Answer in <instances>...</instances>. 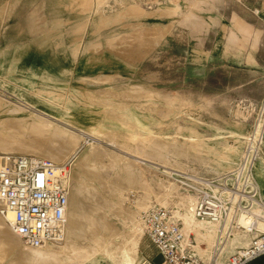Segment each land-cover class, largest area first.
Returning <instances> with one entry per match:
<instances>
[{
	"label": "rangeland",
	"instance_id": "1",
	"mask_svg": "<svg viewBox=\"0 0 264 264\" xmlns=\"http://www.w3.org/2000/svg\"><path fill=\"white\" fill-rule=\"evenodd\" d=\"M40 1L22 0V9L20 10L29 11ZM65 1L58 0L57 3L61 5ZM157 1L112 0L110 6L106 4L101 8L100 15L92 12L87 19L73 20L71 23L66 21V28L58 34H53L52 38H56L54 40L50 39L46 44L53 45L57 40L60 45H63L64 43L62 44L58 40H61L64 34L66 36L67 32L75 30L76 33L82 34L79 41L80 47H87L84 55L100 59L103 71L101 70L94 74L98 73L97 75L100 77L103 75L114 77V80L107 82L101 87L104 88L109 86V84L113 86H122L127 83L134 84L129 90L134 97L126 98L128 103L134 104L129 106L121 104L119 106V118L115 119L114 122L109 115V118L106 119L109 122V128L102 127L104 124H94L96 122H91L92 119L90 118L82 119L80 122L84 127L82 129H75L69 122L67 124H71L73 127L68 126L66 122H59V125L54 126L59 131H66L65 134L69 136L73 133L71 131L81 129L99 140L96 141L90 137L81 138L75 151L64 157L61 163L57 164H69L70 166L69 177L64 183L71 194L70 209L72 219L75 222L78 221L79 223H76L81 224L84 231L88 225L96 224L104 231L105 222L110 221L115 228L126 234L137 225L143 230L138 244V248L140 246L139 249L142 250V253L146 248H150L152 251L156 250V248L144 237L145 228L142 225V220L139 219V221L134 223L132 219L134 213H141L142 211L141 216L144 214L146 209L141 210L140 202L142 195L146 193L153 201L151 207L162 206L154 201L153 191L149 192V190L145 189V186L141 185L143 180L140 174L136 173L137 176H133L134 179H131L130 172L126 171L124 164H121L120 167L110 174L109 181H106V186H103L93 174L96 168L94 163L97 162V159L91 158L90 160L91 156L89 157V155L93 154L97 147L99 149L109 147L108 151H112L113 149L108 146L111 142H116L123 147H136V145L138 147L141 139L151 137L150 146L160 148L164 155V158L160 160L161 164L208 180L218 179L225 173L232 171L239 163L244 148V137L250 126V122L248 124L240 120V116L233 109L238 101L235 98L237 97L236 94L230 95V99L214 95L216 93L213 88L223 91V87L225 85L227 87L228 84L223 71V62L212 66L215 68L213 70L215 71L214 75H211L207 65H201L197 69L198 67L194 64L195 62L202 64L207 62L208 50L207 48L204 50L203 47L213 37L214 39L212 40H216L213 52L221 61L222 45L219 47L217 44L223 38V30L219 26L220 22L218 26L211 28L210 31L206 26L199 25L194 20L187 21L183 14L188 11V6L195 0H159L169 5H174L176 2L181 6V11L177 17L163 18L159 21L160 14L162 15L163 11L151 12V10L157 9V7L161 8L160 10L167 9L159 6ZM67 3L65 4L67 5ZM91 3V10H93L95 7L93 2ZM131 3L133 6H131ZM67 6L69 7V5ZM207 7L210 10H203L199 14L204 17L215 16L219 21H228L227 25H230L232 29L237 26L233 21L234 16L241 17L253 26H257L258 30L262 26L264 27V0H210ZM256 10H259L260 13L257 14ZM134 12L136 20L133 18ZM6 13H2L4 19ZM17 14L15 12L12 16ZM60 20L62 21V19ZM133 23H137V26L131 28ZM142 24L151 33L145 31ZM169 26L170 30H168ZM135 29L143 30L140 33H136V36L141 38L136 39L137 43L143 42L145 39L149 41L150 35L160 38V44L145 57L139 59L135 58L134 55L129 60L122 53L124 49L118 50L106 44L110 31L113 30H117L116 33L119 34L116 41L132 43L135 40ZM41 50L43 49L41 48ZM66 51L67 49L62 46L61 53H66ZM141 52L143 53L144 49ZM127 56L130 57V53ZM198 57L201 58L199 59ZM123 61H129L133 70L129 69ZM236 63L238 64V62ZM40 69L41 67L36 64V66L31 67L27 71L26 75L30 79L38 81L43 71ZM73 73L76 76L79 75L77 70L73 71ZM234 79L238 82L241 81L242 77L236 74ZM143 82L152 84L155 89L171 94H163L154 89L145 94ZM97 85L92 84V87L96 88ZM177 92H182L188 97L194 98L195 104H192L187 98L174 95ZM81 94L74 96L82 101L84 95ZM205 96H211L212 103L210 106L203 102L202 97ZM5 98H7L5 95L0 94V125H4V133L9 138L6 140L0 137V157L8 154L32 155L18 152L16 148H12L15 147L16 143L21 144L23 147H28L32 140L39 137L37 135L39 132L33 129H30V132L12 130L11 127L14 124L24 122L25 118L28 117L40 122H47L35 117L29 110L20 111L19 115L8 116L6 112L14 108L19 109L14 105L16 103L7 98L10 101L8 102ZM70 114V111L65 113L68 116ZM70 118L76 120L78 114L72 113ZM64 128H67V130ZM104 134L106 135L105 137L103 136ZM39 138L44 139L43 136ZM104 142L107 144H104ZM118 148L113 151L122 154V148L117 150ZM153 159L155 158L151 160ZM99 162L101 161H98L95 165H99ZM98 165L96 166L98 167ZM157 171L155 170L149 175L148 181L149 186L155 192L162 188L163 192L168 194L162 201L164 204L162 208L170 212L173 210L177 214L183 211L182 213L185 216H190L194 207L192 194L196 193V190L192 187L190 177L175 176L170 174L171 172L165 173L164 169H161V172ZM115 176H118V182L116 183L113 182ZM169 182L175 183L177 187L169 185ZM109 185L116 188L117 194L109 191ZM183 196H187L189 199H181ZM103 205L106 207V215L104 216L99 213ZM119 209L121 213H118ZM193 228V231L187 230V234L193 236L198 234L199 226L193 225ZM211 231H214V229H208L205 233L204 237L206 239L213 234ZM237 233H241L240 243H245L246 241L244 240L246 238L249 241V235L242 232ZM201 242L204 244V249L213 247H208L204 238L201 239ZM246 243L248 244V242ZM239 245L237 244V246ZM138 248L136 258L131 264H142L144 260V256L140 257ZM28 252L31 253L32 251ZM200 254L203 255L201 252ZM157 255L158 252L156 251L154 257L158 258ZM60 259L63 264H125V261L127 262L122 256L114 255L109 248L103 252H97L94 249H79L71 254L64 253L60 255ZM157 262L164 264L158 260ZM0 264L20 263L12 256L10 251L2 249L0 246Z\"/></svg>",
	"mask_w": 264,
	"mask_h": 264
},
{
	"label": "crops",
	"instance_id": "2",
	"mask_svg": "<svg viewBox=\"0 0 264 264\" xmlns=\"http://www.w3.org/2000/svg\"><path fill=\"white\" fill-rule=\"evenodd\" d=\"M57 1L41 0L31 10L25 11L23 9L22 11L20 10L22 9V0H0V94L5 95L9 100L20 106L31 107L38 113L55 118L61 123L69 122L76 128H84L80 124L83 118H90L92 119L91 122H96L94 124H104L102 127H108L109 122L106 119L109 118V115L113 122L118 119L121 104L127 106L134 104L126 101L134 97L129 91L134 84L127 83L122 86L109 84L104 88L101 87L114 80V77L110 75L100 77L97 75L98 73L94 74L103 71L100 59L84 55L87 47H80L79 41L82 34L76 33L75 30L67 32L66 36L64 34L62 39L58 40L62 44L64 43L63 45H60L57 40L53 45L46 44L50 39L54 40L56 38H52L53 34H58L66 28L67 22L87 19L92 12L100 15L101 8L106 4L110 6L112 0H66L65 3L68 2L69 7L65 3L59 5ZM209 1L195 0L188 6V11L183 16L187 21L194 20L197 24L206 26L208 30L218 26L220 22L219 26L223 30V38L217 44L219 47L222 45L221 58L223 60L219 61V57L213 52L216 42V40H212L213 37L203 47L204 50L206 48L208 50L207 62L204 64L195 62L194 64L198 67L197 69L201 65H207L211 75H214L215 71L213 70L215 68L212 66L223 62V71L228 84L227 87L226 85L223 87V91L213 88L216 93L214 95L230 99V95L236 94L237 104L243 101L241 103L244 106L246 101L257 103L261 99L264 90V27L262 26L258 30L257 26H253L241 17L234 16L233 21L238 27L234 26L232 29L230 25H227L228 21H219L215 16L204 17L200 15L199 12L210 10L207 7ZM91 2L95 7L93 10H91ZM157 2L159 6L167 9L160 10L161 8L157 7V9L151 10L152 12L163 11V14H160L159 21L168 17L175 18L181 11L179 3L175 2L174 5H169L159 0ZM131 6H133L132 3ZM3 12H7L5 19L4 15L2 16ZM15 12L18 14L12 16ZM256 12L257 14L260 13L259 10H256ZM133 18L136 20L135 12ZM135 26H137V23H133L131 28ZM143 27L145 31L151 33L145 26ZM168 30H170V26ZM142 31L135 29V40L132 43L129 42V44L128 42L116 41L119 36L116 33L117 30L110 31L106 44L118 50L124 49L122 53L129 60L134 55L135 58L141 59L160 44V38L152 37V35L149 36V41L145 39V41L137 43L136 39L140 37H137L136 33ZM152 40L154 41L152 42ZM62 46L67 49L66 53H61ZM142 49H144L143 53L141 52ZM129 53L130 57L127 56ZM123 62L127 64L126 66L129 69L133 70L129 61ZM36 64L41 67L40 70H43L38 81L30 79L26 75L27 71ZM76 70L79 73L77 76L73 73ZM236 74L242 77L241 81H235ZM92 84L98 85L93 88ZM143 87L145 94L153 89L163 94H171L155 89L149 83L143 82ZM77 94L84 95L82 101L75 97ZM174 95L187 98L192 104H195L194 98L188 97L182 92H177ZM210 98L211 96H205L202 97V100L210 106L212 103ZM233 109L241 116L237 105ZM68 111L71 112L70 115L72 113L78 114V118L72 120L70 115H65ZM255 175L261 197L264 199V159L258 164ZM262 219L264 220V218ZM260 231L264 232L263 230ZM240 238L241 235L237 239L240 240ZM249 238V241L248 238L244 241L249 243L251 236ZM148 242L150 243V241ZM246 242L241 243V245H248ZM156 251L158 252V258L154 257ZM138 252H140V257L144 256L143 261L150 264H161L157 262V260L160 262V252L157 248L153 251L146 248L143 253L139 249ZM249 264H264V254Z\"/></svg>",
	"mask_w": 264,
	"mask_h": 264
},
{
	"label": "built area",
	"instance_id": "3",
	"mask_svg": "<svg viewBox=\"0 0 264 264\" xmlns=\"http://www.w3.org/2000/svg\"><path fill=\"white\" fill-rule=\"evenodd\" d=\"M245 103L252 116L240 164L225 176V184L216 192L208 188L198 191L195 217L217 222L222 229L210 258L200 254L195 237L187 236L183 221L167 209L156 207L141 216L144 237L163 255L164 264H249L264 254V233H259L256 220L242 227L251 236L249 245L223 258L228 239L240 229L238 216L248 213L254 201L264 205L255 178V166L264 156V90L257 103ZM69 174V164L57 165L36 155L0 157V203L13 213V229L26 246L41 248L63 238L69 206L64 182Z\"/></svg>",
	"mask_w": 264,
	"mask_h": 264
},
{
	"label": "bare ground",
	"instance_id": "4",
	"mask_svg": "<svg viewBox=\"0 0 264 264\" xmlns=\"http://www.w3.org/2000/svg\"><path fill=\"white\" fill-rule=\"evenodd\" d=\"M5 99L8 101L7 98ZM241 102L237 104V109L241 113L240 119L243 120V122H246L249 124L251 120V116H252V110L246 108ZM14 105L19 110L14 108L10 110L9 112H6L8 116L19 115L20 111L22 112L23 110H29L30 112L33 113L35 117L40 118L43 121L47 122V123L40 122L39 120L38 121L34 120L32 117L31 118L28 117V118H25L26 120L24 122L14 124V126L11 127L12 130H21L24 132H28L30 129L37 130L39 132L37 133V135H39V137L43 136L45 139V140L44 139L42 140L38 137L32 140V142L28 145V147H23L21 144L16 143L15 147L12 149L16 148L18 152L36 155L41 158L49 159L55 162L56 164H59L61 163L64 157L70 155L72 152L75 151V148L81 138L90 137L93 140L99 141L95 139L93 135H91L90 133L84 132L81 129L80 130L77 129L76 131H71L73 133H71L70 136L66 135L65 130H67V128L66 129L64 128L65 132L59 131V129L55 128L54 125H59V122H60L57 119L52 118L42 113H38L36 110H33V108L31 107L27 108L24 106H20L18 104H14ZM68 126H71V125H68ZM103 136L105 137L106 135L104 134ZM0 137L6 140L7 138H9V136L5 135L4 133V125H0ZM151 141H152L151 137H144L143 139L140 140V146L138 147L137 145L136 147H126V146L123 147L116 142H111L108 145L113 150H115L118 147L122 148L123 150L122 154H118L113 150L108 151L109 147L103 148L101 146L102 147L101 149H99L98 147L95 148L93 154L89 155V157L91 156L89 159L91 160V158H94V159H97V162L98 161H101V162H99V165L96 164L98 165V167L95 165V163L97 162L94 163V166L96 168L92 167V168H95L94 173L93 172L92 173L94 174L96 180H99L103 186H106L105 182L109 181L110 174H112V172L116 168L120 167L121 164H124L126 171L130 172L128 173L130 174L131 179L133 178V176L134 177L137 176L136 173L140 174L143 180V183H141V185L145 186L146 187L145 189L149 190V192L153 191L152 194L154 195V198H153L154 201L162 207H164V204L162 201H164V198H166L168 194L163 192L162 188H160L158 191L155 192V190H153V188L149 186V181H148L149 175L155 172V170L160 171L161 169H164L166 171V172L164 171L165 173L171 172L170 174H174L175 176L182 175V176L190 177L192 181V187L194 188V190H196V193L192 194L193 199H194V207H193L192 214L190 216H187V215L185 216L182 213L183 211L177 214L173 210L171 211V214L173 216H178L179 218H181V220L183 219V224H184V228H185V232L187 236H193L191 234H187V230L193 231L194 230L193 225H195L196 227L197 225L199 226V229L197 230L198 234L194 235L195 240L197 242L198 250L203 255H205L207 258H210L213 247L222 233V229L219 223L217 222L208 223V222L201 221L195 217L194 210L198 203V191L201 189L208 188L216 192L219 189V186L225 184V180H224L225 176L228 173L233 172V170L236 169V167L240 164L242 160V157H243V154L246 148V135L244 137L243 152H242L240 161L236 165V167L232 171L227 172L224 175H222L220 178L212 179V180H208V179L201 178V177L194 176V175H189L186 172H183L181 170L172 169L166 165L161 164L160 160L164 158L162 150L157 147H151L150 146ZM104 144H107V143L104 142ZM120 148H118L117 150H119ZM152 158H155V159L151 160ZM263 159H264V156H262L260 160L258 161V163L256 164L255 174H256V170H257V166L259 162H261V160ZM91 165L93 166L92 163ZM87 168H90V167H87ZM113 182L114 183L118 182V176H115V179L113 180ZM67 183L69 182L67 181ZM169 185L171 186L174 185L177 187L175 183L173 184L169 182ZM108 188L110 189L109 191H111L112 193L117 192L116 188L112 185H109ZM68 193H69V190H68ZM259 194L262 200L260 188H259ZM141 199L142 200L140 202V208H142L141 210L146 209L144 213H147L151 211L152 209H154L153 207H151L153 201L147 193L142 195ZM181 199L187 200L189 199V197L183 196ZM70 200H71V194L69 193L67 222L62 229L63 238L59 241L49 242L41 248L28 247L21 241V239L16 235L13 229V223H14L13 213L10 211L6 212L4 210L3 204L0 203V246L2 247V249H7L8 251H10L12 256L20 264H63V261L60 259V255L64 253L71 254L79 249H82V250L94 249L97 252H103L105 249L107 250V248H109L110 251H112L114 255H120L123 258H125L127 260V262L125 261V264H131L135 260L136 255H137L138 244L142 236L143 230H141L136 225L134 226L133 229L129 230L128 233L124 234L122 231L115 228L114 224H112L110 221H106L104 231L101 228H99L97 224L88 225V227L84 231L83 227H81V224H78L79 223L78 221H76L78 222L76 223L72 219L71 209H70V205H71ZM257 207H260V208H257ZM105 208L106 207L103 205L101 206V209L99 210V213L102 216L106 215ZM118 213H121L120 209L118 210ZM141 213H134V217L132 218L134 223H136L137 221H139V219H141ZM262 218H264V205L260 201H254L252 209L248 213L244 212L238 216L236 221L240 229H237L236 231H234L233 236L228 239L225 251L223 253L224 260H226V258H228L231 254H233L238 247H245V246H241L240 240L237 239L241 235V233H237V232H242L246 235H249L246 232V230H244L242 227L247 228L250 226V224L253 221L257 220L258 221L257 227H258L259 233H264L260 231V230H264V220ZM142 225H143V221H142ZM208 229H214V231H211L213 232V234H211L209 238L206 239L204 235ZM100 235L101 237H99ZM202 238H204L207 241L208 247H211V246L213 247L211 249H204L203 248L204 244L201 242ZM237 244H240V245L237 246ZM230 249L231 250L234 249V250L231 251ZM28 251H32V252L29 253ZM159 255H160V262L164 263L163 255L161 254Z\"/></svg>",
	"mask_w": 264,
	"mask_h": 264
}]
</instances>
